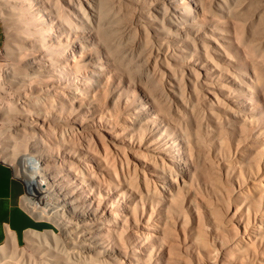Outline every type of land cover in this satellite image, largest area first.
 I'll use <instances>...</instances> for the list:
<instances>
[{
  "label": "bare ground",
  "instance_id": "obj_1",
  "mask_svg": "<svg viewBox=\"0 0 264 264\" xmlns=\"http://www.w3.org/2000/svg\"><path fill=\"white\" fill-rule=\"evenodd\" d=\"M0 21L24 63L1 157L60 230H28L26 263L264 264V0H0Z\"/></svg>",
  "mask_w": 264,
  "mask_h": 264
},
{
  "label": "rangeland",
  "instance_id": "obj_2",
  "mask_svg": "<svg viewBox=\"0 0 264 264\" xmlns=\"http://www.w3.org/2000/svg\"><path fill=\"white\" fill-rule=\"evenodd\" d=\"M10 49H11V46H10V41H9V31L6 30L5 27H3V25H1V23H0V113L3 110L2 109L3 106H4L3 108L8 107L7 105L9 103L7 104V102H10L11 100L14 101V102L11 101L12 104L16 102V99L13 98L14 96L11 92V87L13 85V82H12L13 78L11 77V73L15 67L13 69H11V71H10V68H12V66H15V64H17L20 69L24 68V63L22 61V58H20V59H18V57L15 58L14 55L10 52ZM136 93L138 94V92H136ZM12 104L10 103L9 105L12 106ZM9 125H10L9 122H7L4 118L0 117V163L3 162V164L5 163L6 165H8L12 169L14 176L18 180H20L21 183L23 184L24 193H23V196L21 198V205L29 215L31 214L30 216H32V218L34 217L33 218L34 219V227H32V229L35 231H40V232L45 231V230H47V231L50 230V231H53L55 234L59 235L60 230L58 227H56V225H54L50 221L36 218L33 215V213L30 211L29 207L25 204V200H24L26 197H28L27 196L28 194H27V190H26L23 179L16 174L15 166L12 163H10L11 162L10 160L1 157L2 152H3L2 151V145H3L4 139L6 138V136L11 131V130H9V128H10ZM248 173L249 172L247 171V169H246V171L242 170V172H241V175H242V177H244L245 180H247L249 177ZM229 180H232L231 183H232V187H233V185L236 182L233 179H229ZM4 245H7V244H4ZM8 249H10V248H8ZM14 251L16 253V257H19L18 255H20L19 258H16L19 260L18 264H21V262H25V260L29 258V255H31L33 253L30 249V246L25 241L20 242L19 245L16 246ZM23 257H24V259H23ZM26 262H28V261H26ZM9 264H15V263L12 262ZM26 264H28V263H26Z\"/></svg>",
  "mask_w": 264,
  "mask_h": 264
},
{
  "label": "crops",
  "instance_id": "obj_3",
  "mask_svg": "<svg viewBox=\"0 0 264 264\" xmlns=\"http://www.w3.org/2000/svg\"><path fill=\"white\" fill-rule=\"evenodd\" d=\"M23 193V184L12 169L0 163V246L10 245L12 239L18 246L25 241V233L33 230L34 219L21 205Z\"/></svg>",
  "mask_w": 264,
  "mask_h": 264
}]
</instances>
